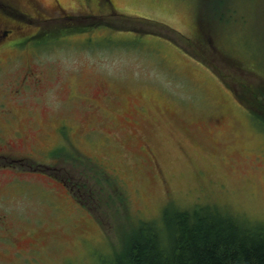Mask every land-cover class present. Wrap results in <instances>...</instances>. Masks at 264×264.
<instances>
[{"label": "rangeland", "instance_id": "rangeland-1", "mask_svg": "<svg viewBox=\"0 0 264 264\" xmlns=\"http://www.w3.org/2000/svg\"><path fill=\"white\" fill-rule=\"evenodd\" d=\"M0 27V264H115L194 205L264 221V0H0Z\"/></svg>", "mask_w": 264, "mask_h": 264}, {"label": "trees", "instance_id": "trees-1", "mask_svg": "<svg viewBox=\"0 0 264 264\" xmlns=\"http://www.w3.org/2000/svg\"><path fill=\"white\" fill-rule=\"evenodd\" d=\"M253 94L248 105L264 125L257 116L264 100ZM135 225L115 264H264V221L252 222L216 204L178 210L168 218V230L152 220Z\"/></svg>", "mask_w": 264, "mask_h": 264}, {"label": "flooded vegetation", "instance_id": "flooded-vegetation-1", "mask_svg": "<svg viewBox=\"0 0 264 264\" xmlns=\"http://www.w3.org/2000/svg\"><path fill=\"white\" fill-rule=\"evenodd\" d=\"M57 5H60L58 2H56ZM12 31V29L10 30V28H3V27H0V39L2 37H5L7 35H9V33ZM38 80V77L37 75H35L34 72H26L24 76H22L18 82V84L20 86L16 87L13 89V91L15 93H19L22 94V87L25 86V83L28 82V81H37ZM26 86H27V83H26ZM4 105V104H3ZM4 112L6 113L5 116V121L9 124H12L14 123L13 121V118L16 117L15 115V110L11 109L9 106H5V109H4ZM2 131V129H0V132ZM0 138H1V135H0ZM3 139V137L1 138ZM8 144V142H7ZM6 219V214L2 211H0V239L2 238V232H4L6 230V232H9L11 231V228L8 227L6 224H7V220Z\"/></svg>", "mask_w": 264, "mask_h": 264}]
</instances>
